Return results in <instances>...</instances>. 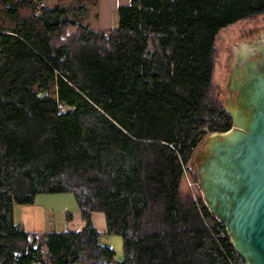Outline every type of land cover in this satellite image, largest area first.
Wrapping results in <instances>:
<instances>
[{"label": "trees", "instance_id": "obj_1", "mask_svg": "<svg viewBox=\"0 0 264 264\" xmlns=\"http://www.w3.org/2000/svg\"><path fill=\"white\" fill-rule=\"evenodd\" d=\"M41 1L0 4L15 21L0 28V264H246L182 179L204 137L233 124L210 96L217 34L264 0H131L107 31L63 7L82 17L98 0ZM62 191L81 229L37 237L15 220L17 205ZM95 211L123 259L100 242Z\"/></svg>", "mask_w": 264, "mask_h": 264}, {"label": "water", "instance_id": "obj_2", "mask_svg": "<svg viewBox=\"0 0 264 264\" xmlns=\"http://www.w3.org/2000/svg\"><path fill=\"white\" fill-rule=\"evenodd\" d=\"M227 67L221 100L233 124L207 134L192 163L237 253L246 264H264V29L232 43Z\"/></svg>", "mask_w": 264, "mask_h": 264}, {"label": "rangeland", "instance_id": "obj_3", "mask_svg": "<svg viewBox=\"0 0 264 264\" xmlns=\"http://www.w3.org/2000/svg\"><path fill=\"white\" fill-rule=\"evenodd\" d=\"M52 2H55V0H52ZM76 6V2H67L63 7H65L68 16H71L82 23H87L89 18L86 19V16L84 18L78 17L74 13L73 8ZM52 7L53 6H45L44 8L49 9ZM90 16H92V14ZM2 20L6 25L9 23L8 19L4 17L2 12H0V23ZM76 29V26H68L66 28L67 33H74L77 31ZM263 29L264 12L237 20L223 27L218 32L213 50L214 70L210 96L213 99L217 97V101L222 106L223 102L221 99L226 93L225 83L228 77L227 56L230 53L232 43L234 41L242 40L252 31H260ZM55 87L54 82L49 83V90L52 95H55ZM41 92H43V90ZM195 173V166L192 167V169H189L190 178L198 180ZM182 187L184 192L189 190L195 198H203L200 185L195 184L191 186L184 176L182 179ZM17 206L18 207L15 209V220L17 222H22L29 231L39 230L37 237H40V235L46 231L54 229L63 230L68 228V221H70V219L68 220L69 213L74 215L75 222L78 217H81L76 196L72 191L38 193L33 204H25L23 206L22 218L20 215V207L22 205ZM93 214V218L95 222H97V226H99L101 232L102 237H100V242L113 247L116 251V257L118 259H123L124 250L121 235L107 232L106 217L102 211H95ZM100 220L103 222L102 227L99 225ZM43 251L45 253V258L48 259L47 247L45 245H43Z\"/></svg>", "mask_w": 264, "mask_h": 264}, {"label": "crops", "instance_id": "obj_4", "mask_svg": "<svg viewBox=\"0 0 264 264\" xmlns=\"http://www.w3.org/2000/svg\"><path fill=\"white\" fill-rule=\"evenodd\" d=\"M3 1L4 0H0V4H2ZM5 1L7 3V1L13 2L15 0H5ZM130 1L131 0H98L97 6H93L91 4L88 5L86 13L82 16V18H84L85 16H86V19L89 18V21L85 24H90L94 28L105 30V31L110 30V29H114L118 25V9H119V7L122 5L129 4ZM56 4H57V0H55V2H52V0H42L40 2L41 6H56ZM0 12H2L4 17L7 18L9 21V23L6 25L5 22L2 20V22L0 23V28L12 29L13 27H15V21L11 17V15L2 9H0ZM91 14H92V16H90ZM23 206L24 205H22L20 207L21 218H22V213H23ZM17 207L18 206H16L15 209ZM80 213H81V211H80ZM93 215L94 214H92L93 222L97 226V222H95ZM69 219H70V221H68L69 227L67 229L78 230L84 226V220H83L82 216L80 218L78 217L77 221L75 222L74 215H72V213H71V217L68 218V220ZM99 225H100V227L103 226V222L101 220H100ZM97 228L99 229V226H97ZM105 230H106V226H105ZM38 231L39 230H33L32 232H38ZM44 258H45V253H44ZM36 264H42V263H36Z\"/></svg>", "mask_w": 264, "mask_h": 264}, {"label": "built area", "instance_id": "obj_5", "mask_svg": "<svg viewBox=\"0 0 264 264\" xmlns=\"http://www.w3.org/2000/svg\"><path fill=\"white\" fill-rule=\"evenodd\" d=\"M207 128V127H206ZM183 176L187 179V181H188V183L192 186V185H199V182H198V180H194V179H191L190 178V175H189V168L186 166V165H183ZM203 202H204V200H203ZM205 203V202H204ZM206 205V204H205ZM215 217V216H214ZM219 222H221L220 221V219L219 218H217V217H215Z\"/></svg>", "mask_w": 264, "mask_h": 264}]
</instances>
